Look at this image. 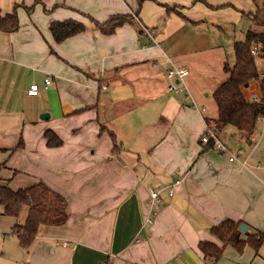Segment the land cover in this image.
Wrapping results in <instances>:
<instances>
[{"label": "crops", "instance_id": "1", "mask_svg": "<svg viewBox=\"0 0 264 264\" xmlns=\"http://www.w3.org/2000/svg\"><path fill=\"white\" fill-rule=\"evenodd\" d=\"M206 1L209 8L194 0H0V13L17 8L20 23L13 33L0 29V186L44 183L66 198L69 215L23 248L12 231L28 210L14 218L0 204V264H211L198 246H221L213 227L232 220L264 233V121L251 147L232 127L218 133L244 151L245 166L201 141L218 118L212 94L230 77L210 29H222L214 10L222 4ZM243 1H224L229 21L261 11ZM116 16L132 19L104 34L97 24ZM67 20L85 30L56 43L50 26ZM170 61L190 72V94L205 112L188 93L169 91ZM33 84L37 97L28 96ZM243 94L260 100V82ZM48 132L62 144L50 147ZM181 179L156 211L151 191ZM217 264H264V244L242 253L229 246Z\"/></svg>", "mask_w": 264, "mask_h": 264}, {"label": "trees", "instance_id": "2", "mask_svg": "<svg viewBox=\"0 0 264 264\" xmlns=\"http://www.w3.org/2000/svg\"><path fill=\"white\" fill-rule=\"evenodd\" d=\"M145 0H139L140 6ZM195 3L207 5L206 0H194ZM29 12L32 9H28ZM177 12V8H168V13ZM258 11L250 15L253 22L264 26V17ZM128 16L110 18L104 24H97L106 35L113 34L117 28L130 21ZM20 27L17 8L13 13L2 15L0 13V29L7 33L16 32ZM85 26L75 20L57 21L51 24L50 31L56 43L83 33ZM254 47H258V55H254ZM235 62L231 66L224 64V70L230 74L227 81L220 84L212 94L218 107V118L209 127L219 133L226 127H232L240 135L244 145L251 147L252 138L259 131V126L264 121V31L249 30L242 41L234 43ZM252 81H259L263 92L260 100H247L243 88ZM50 147L60 146L62 141L53 133H46ZM208 146L212 147V144ZM22 147L20 141L18 148ZM118 149V145H115ZM3 168L0 165V171ZM0 204L4 207V215L19 218L28 210L26 221L13 229L23 248H30L34 243L41 226L61 227L68 219V203L64 196L53 191L44 183L36 184L26 189L13 191L8 187L0 186ZM212 235L218 239L221 246L210 241L200 242L198 248L206 261L217 264L224 256L227 247L232 246L238 253L249 247L258 252L264 244V233L261 231L242 232L240 223L227 220L211 230Z\"/></svg>", "mask_w": 264, "mask_h": 264}, {"label": "built area", "instance_id": "3", "mask_svg": "<svg viewBox=\"0 0 264 264\" xmlns=\"http://www.w3.org/2000/svg\"><path fill=\"white\" fill-rule=\"evenodd\" d=\"M254 55H258V47H254L253 50ZM167 79L171 82L169 85V91L174 94H182V93H188V97L192 100V106L198 110L199 112H205V107L199 108L197 103L193 100L190 89L188 85V78L190 76V72L182 67H179L172 63L170 61V67L167 71ZM51 83V78L47 77L44 80L45 89L48 88L49 84ZM40 86L38 84L31 85L28 96L29 97H37L40 93ZM201 141L205 145L212 144V147L222 153H226L230 156V161H240L242 165H247L246 160H240L241 157L244 155V151L242 149H239L236 152H233L218 136V132L213 127H207L206 132L201 138ZM183 180H177L174 185H171L165 189L157 190V191H151L150 197L152 200V203L156 206V211L158 208L162 205V193L167 190L169 196L174 195L175 188L179 185H181ZM156 214V213H155ZM152 220H150V223ZM211 264H214L213 262Z\"/></svg>", "mask_w": 264, "mask_h": 264}, {"label": "rangeland", "instance_id": "4", "mask_svg": "<svg viewBox=\"0 0 264 264\" xmlns=\"http://www.w3.org/2000/svg\"><path fill=\"white\" fill-rule=\"evenodd\" d=\"M214 2V0H209ZM225 0H220V4H222L221 7L216 6V9L214 8L216 18H220V25L222 26V29L218 28H212L210 29L213 32V35L216 38V41L219 42L221 45H223L225 49V54L228 63L233 66L235 62L234 57V43L237 41H242L245 38V34L249 30H257V31H264V26H260L259 24L253 22L251 16L249 14L244 15L240 20L238 21H229V13H233L231 10V7H228L227 5H224ZM237 2H244L243 0H236ZM247 4L249 3L252 8L259 7L261 9V17H264V0H245ZM242 3H240L241 5ZM205 5V4H204ZM243 5V4H242ZM207 6V5H206ZM257 6V7H256ZM209 8V6H207ZM211 8V7H210ZM250 8V7H249ZM242 9L245 12H248V8L244 5ZM167 75V74H166Z\"/></svg>", "mask_w": 264, "mask_h": 264}, {"label": "water", "instance_id": "5", "mask_svg": "<svg viewBox=\"0 0 264 264\" xmlns=\"http://www.w3.org/2000/svg\"><path fill=\"white\" fill-rule=\"evenodd\" d=\"M248 85H246V87H247ZM48 114H44V115H42V119H45V118H48ZM240 230L242 231V232H244V233H246V232H248V227L246 226V225H244V224H241L240 225Z\"/></svg>", "mask_w": 264, "mask_h": 264}]
</instances>
